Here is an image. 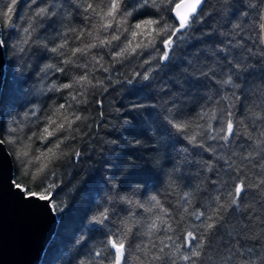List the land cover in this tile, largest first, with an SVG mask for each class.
<instances>
[{"label":"trees","instance_id":"16d2710c","mask_svg":"<svg viewBox=\"0 0 264 264\" xmlns=\"http://www.w3.org/2000/svg\"><path fill=\"white\" fill-rule=\"evenodd\" d=\"M180 1L176 0V3ZM9 2L10 0H0V10ZM74 2L82 4L84 0H74ZM87 2L103 8L107 0H87ZM220 7V0H207L204 14L209 26L216 25L220 18L218 16L210 18L208 14L214 15ZM34 11L35 5L32 0H19L13 13L12 27L17 34L13 37V43L16 47L5 54L6 71L0 96V135L6 137L5 144L12 155L15 178L32 186V190L39 191L40 189L35 187L29 178L40 164L34 157L39 155L40 151H46L45 144L47 147H53L57 139L48 143L38 140L32 134H39L49 117L57 123L63 122L64 116L69 119H73L75 115L82 117L81 120L74 121L72 128L63 130L62 134L57 133L58 139L64 140V137L68 139L56 149L58 159L50 163L45 173H42L36 181L39 183L44 177H47L46 183L63 181L65 191L56 198L57 203L59 204L62 199L71 207V212L65 214L64 222H58L56 232L47 245L40 264H77V258H74L76 246L71 241L79 235L91 236L79 259H84L87 264H94L91 252L101 251L110 260V250L104 243L105 235L99 231L92 235L93 229L100 226L88 224V219L104 208L109 210L113 223L108 224L103 232L111 235L112 231L117 230L114 225L118 226L121 220H125L131 224L136 235L135 242L127 249L129 264H165V260L173 259L176 264H188L179 259L187 252L178 237L185 230H192L194 225L203 223V218L201 221L196 220L194 212L207 209L206 215H211L212 209L216 207L214 198L221 196L227 199V193L234 183L228 166L210 159L211 151L196 155L190 147L189 159L211 164L214 166L213 170L207 167L202 170L199 166L191 169L181 168L180 171L185 176L190 174L192 177H198L192 180V184L196 187H185V181L175 176L171 178L173 182L169 184L166 174L172 169L162 167V164L166 151L174 158L176 151L171 147L165 149L163 144L166 137L157 132L161 123L160 117L168 116L167 112L161 110L160 105L161 100L166 98L157 95L154 89H141L126 83V80H134L136 73H142L148 67L143 64L144 60L157 53L151 48H146L138 49L134 54L115 57L114 52H118L128 40L132 39L130 33H124L121 41H114L110 45H101L88 52L77 54L71 65L64 64V59L71 57L72 49L89 43L97 44L99 40L110 38L114 30L110 28L104 31L102 28H97L96 25L100 23L99 17L85 14L81 8V18L77 19L72 27L78 31L91 32V36L86 35L77 40L76 34H67L57 40L56 34L51 29L48 32H41L37 27L30 43L24 44L23 40L26 36L24 28L28 27L29 22L37 23L31 19ZM71 11L73 10L67 9V12ZM17 14L20 19H16ZM4 19L0 16V23L4 24V35L7 36L9 25L4 23ZM61 32L64 30L61 29ZM37 37H39L38 41ZM64 39L68 40V45L56 53L51 52V48L63 43ZM143 39L144 37L140 36L133 43ZM45 41L47 51L42 47ZM38 45H40L39 50H37ZM21 48L24 49L23 52L20 51ZM23 65H26L23 68L24 72L29 74L27 83L21 80L16 71L18 66ZM46 65H54V67H46ZM80 65H87V68L79 67ZM58 68H65L66 71L58 72ZM84 74H87L88 79L92 81L91 84H73L75 78ZM97 81L103 83L98 84ZM64 83L73 84V87L63 89L60 86ZM135 83L134 80V85ZM259 85L260 81L257 80L253 87L258 88ZM160 86L155 85L156 88ZM73 96L76 99H72ZM245 103L248 107L236 117L243 122L241 131L251 133L254 139L264 138L261 137V133L264 132V105L261 104V98L253 93L251 99ZM60 104H66L67 107L57 112ZM201 104L203 106L204 102ZM148 105H154L155 111H150ZM212 107L217 108V116H219V108L222 105ZM200 110L201 108L198 107L195 111L186 114L184 119L194 122L189 134L201 133L197 136V140L204 142L205 148H208L212 144L204 134L208 120L198 117L197 113ZM126 113L130 114L126 115ZM2 120H8L11 135L4 132ZM126 120L135 125L129 127L128 132L123 131ZM211 123L213 129L220 126L215 120ZM197 125L201 127L198 128ZM141 132L144 134L139 135ZM116 133L120 134L116 135ZM134 135L140 141L139 144L133 142ZM183 146L177 145V147ZM154 148H158L159 151H152ZM17 149H24L29 155L21 156L17 160L14 158V150ZM77 150L82 153L80 158L72 159L73 152ZM200 151L201 149H196V152ZM233 151L239 153L238 148H234ZM247 151L253 152L251 161L239 158V155L244 153H240L231 161L236 176H240L249 185H257L246 189L241 202V211L246 215L241 224L247 225L250 237L259 238L264 242V186H261V182L264 181V168L260 167L264 164V159L255 155L254 147L248 148ZM222 154L227 155L217 153V155ZM21 162L26 165V170L17 172L16 166ZM180 162L182 157L178 159V163ZM215 169L219 171L213 174ZM52 172L55 173L54 176L51 175ZM122 184L126 187L121 189L119 186ZM112 185L117 187L112 188ZM68 188H71L72 192L66 194ZM185 191L193 192L190 202L187 203L183 196ZM152 195L157 196L160 206H154L155 202L149 199ZM113 197L115 199H112ZM119 197L125 199L120 201ZM137 202L144 207H138ZM164 209L167 211L165 212ZM113 211L116 213L114 216L111 215ZM238 218L239 213L232 219L229 227L236 224ZM153 221L156 222L157 229L149 228ZM249 221L251 223H248ZM168 225L171 227L169 228ZM131 238L129 236L130 240ZM178 245L181 246L179 251L176 250ZM161 248L164 249V259L153 261L154 256L161 254ZM213 259H216L215 255ZM255 259L254 256L253 260ZM108 260H105V264H108Z\"/></svg>","mask_w":264,"mask_h":264},{"label":"snow or ice","instance_id":"6c2138e0","mask_svg":"<svg viewBox=\"0 0 264 264\" xmlns=\"http://www.w3.org/2000/svg\"><path fill=\"white\" fill-rule=\"evenodd\" d=\"M220 2L221 7L215 11L214 15L208 14L210 18L218 16L220 19L216 25L209 26L204 14L207 0H191L187 5V10L183 12L180 9L184 6L177 4L176 0H107L103 8H98L87 0H84L82 4L75 3L74 0H32L35 11L31 19L37 23L29 22L28 27L24 28L26 36L23 43H30L37 27L41 32H48L51 29L56 34L55 39L57 40L67 34H76L75 39L77 40L86 35L91 36V32L78 31L72 27L73 23L81 18V8H83L85 14L99 17L100 23L96 25L97 28H102L104 31L112 28L114 34H111L110 38L99 40L97 44L89 43L72 49L71 57H66L64 64L71 65L77 54L88 52L101 45H110L114 41H121L124 33H130L132 39L128 40L118 52H114L115 57L134 54L138 49L146 48H151L156 52L157 55L144 60L143 64L148 67L142 73L135 74V85L133 79L126 80V83L141 89H154L157 95L166 98L161 100L160 105L161 110L167 112L168 116L160 117L161 123L157 132L166 137L163 144L165 149L171 147L176 151L175 158L166 151L162 164V167L172 169L166 174L168 183L171 184L173 182L171 178L175 176L185 181V187H196L192 184V180L198 177H192L190 174L185 176L180 169L199 166L202 170L205 167L213 170L214 166L211 164L190 160V147L196 155L211 151L212 156L209 158L215 159L217 163L226 164L234 180L231 190L227 193V199L221 196L214 198L216 207L212 209L211 215H206L207 209L193 213L197 221L203 218V223L194 225L192 230H185L178 237L187 252L179 259L188 264H264V242L259 238L250 237L247 225L241 224L246 215L241 211V202L246 189L257 187V185H249L240 176H236L231 163L232 159L240 153H244V155H239L240 159L251 161L253 152L247 151L250 147H254L256 156L264 159V138L254 139L251 133L242 132L243 122L236 118L248 107L245 101L251 99L253 93L261 98V104L264 105V0H220ZM18 3L19 0H10L4 9L0 10V16L5 18L4 23L9 25V34L5 36L4 24L0 23V55L16 47L13 37L17 34L12 27V22ZM67 9L73 11L67 12ZM16 19H20L19 14L16 15ZM61 29L64 32H61ZM140 36L144 39L134 44L133 41ZM36 39L38 41L39 37ZM125 39H127L126 36ZM67 45L68 40L64 39L63 43L52 47L51 52L56 53ZM39 47L40 45L37 50ZM42 47L47 51L46 41ZM20 51L23 52L24 49L21 48ZM24 67L26 65L18 66L16 71L21 80L27 83L29 74L24 72ZM46 67H54V65H46ZM79 67L87 68V65ZM104 70L107 71V69ZM57 71L64 72L66 69L58 68ZM257 80L260 81V85L254 88ZM75 83L84 85L91 84L92 81L88 79L87 74H84L75 78L73 84ZM97 83L102 84L103 82L97 81ZM73 84L64 83L60 87L71 89ZM156 84L161 86L156 88ZM72 99L76 97L73 96ZM201 102H204L203 106ZM213 105H222L219 108V116H217V108L212 107ZM66 107V104H60L57 112ZM198 107L201 108L197 113L198 117L208 120L207 128L204 130L206 139L212 141L208 148H205L204 142L197 140V136L201 133L189 134L194 122L184 119L186 114L195 111ZM147 108L155 111L154 105H148ZM209 108L210 110H206ZM129 114L126 113V115ZM254 115L259 114L254 113ZM81 119L79 115H75L73 119L64 116L63 122L57 123L49 117L39 134H32L38 140L48 143L57 139L53 147H47L45 144L46 151H40L39 155L34 157L40 164L29 178L33 181V185L40 189L39 191L32 190V186L16 178L9 180L11 188L18 192L22 199L46 202V208L60 223L64 222L65 214L71 212L70 205L64 200L61 199L60 203H57L56 198L65 191L63 181L46 183L47 177L40 179L39 183L36 181L42 173H45L49 164L58 159L56 149H59L64 140L68 139V137H64V140L58 139L57 133L62 134L63 130L72 128L74 121ZM213 120L220 125L218 128L213 129L211 123ZM124 123V132H128L129 127H135L131 121L126 120ZM2 124L4 132L11 135L8 120H2ZM197 127L201 126L197 125ZM113 131L115 132V129ZM119 134L116 133V135ZM143 134V132L139 133V135ZM129 135L132 134L129 133ZM261 137H264V132L261 133ZM5 139L6 137L0 135V146L5 144ZM133 142L140 143L135 135ZM9 143L14 142L9 141ZM177 145L184 146L177 147ZM197 148L201 151L196 152ZM234 148H238L239 153L233 151ZM152 151L158 152L159 149L154 148ZM217 153L227 155H217ZM81 154L79 150L74 151L72 159H79ZM28 155L29 152L24 149L14 150V158L17 160L21 156L27 157ZM181 157L182 162L178 163ZM16 167L17 172L26 170L23 162L18 163ZM260 167L264 168V164ZM218 171L219 169H215L213 174ZM51 175L54 176L55 173L52 172ZM261 186H264V181L261 182ZM111 187L116 188L117 186L112 185ZM119 187L122 189L126 186L122 184ZM71 192L72 189L68 188L66 194ZM116 195H119L118 191ZM192 195L191 191L183 193L186 203L190 202ZM119 199L123 201L125 198L119 197ZM149 199L155 202L154 206H160L156 195L150 196ZM137 206L144 207L138 202ZM164 211L166 212L167 209ZM237 213H239V218L236 224L229 227ZM111 215H116L115 211ZM110 223L113 221L110 219L107 208L88 219V224L100 226L93 229L92 235L96 231L105 235L104 243L110 250L109 255L111 256L108 260L103 252L92 251L93 262L94 264H105V260H108V264H129L127 249L136 239L131 224L121 220L118 226L114 225L117 230L108 235L103 232V229L107 228ZM157 227L155 221L149 225L150 229H157ZM168 227L170 228L171 225ZM129 236L132 237L131 240ZM89 239L91 236L79 235L71 241L76 246L74 258H77V264H87V261L79 259V256ZM180 247V245L176 246V250L179 251ZM160 252V255L152 258L153 261L164 259V249L161 248ZM213 255L216 259H213ZM254 256L255 260H253ZM165 264H176V262L174 259L165 260Z\"/></svg>","mask_w":264,"mask_h":264},{"label":"water","instance_id":"95a60500","mask_svg":"<svg viewBox=\"0 0 264 264\" xmlns=\"http://www.w3.org/2000/svg\"><path fill=\"white\" fill-rule=\"evenodd\" d=\"M190 2H178L184 6L180 11H186ZM5 71L3 54L0 55V96ZM13 178L12 155L4 144L0 146V264H40L58 221L46 208V202L22 199L9 184Z\"/></svg>","mask_w":264,"mask_h":264}]
</instances>
